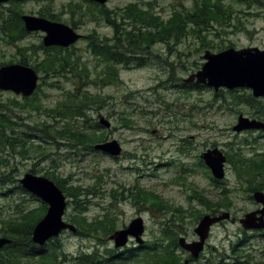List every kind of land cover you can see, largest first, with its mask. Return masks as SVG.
I'll return each mask as SVG.
<instances>
[{
	"label": "rangeland",
	"instance_id": "374dc122",
	"mask_svg": "<svg viewBox=\"0 0 264 264\" xmlns=\"http://www.w3.org/2000/svg\"><path fill=\"white\" fill-rule=\"evenodd\" d=\"M70 1L26 0L23 2V9L25 13L39 15L40 9L50 7L54 12L62 14V22L71 25V19L77 20V16L72 17L69 13ZM131 2L142 6L146 4L147 7L151 4L166 18L174 8L186 11L192 9L194 4V0H108L105 6L119 9ZM231 2L234 11L231 12L230 25L215 22L207 27L209 31L203 32L205 37L195 38L190 34L180 43H152L149 52L141 54L142 66H117L120 82L100 86L89 80L85 72L66 71L55 76L38 72L44 79H39V83L42 82L41 91L38 94L39 100L35 101L54 109L51 113L12 105L9 98L23 100V97L12 91L0 90V100L7 103L5 111L16 120L13 125L15 131L8 129L7 133L31 137L25 147L18 144L14 150L7 145L2 155L9 159V163L0 164L2 172L6 173L14 168L13 174L18 179L26 172L52 179L45 175L50 172L60 178H70L71 184L83 189L93 188L95 193L82 195L88 206V218L105 216L104 219H114L118 229L141 216L145 224L142 235L144 241L153 239L166 224L173 225L179 236L184 235L189 241L198 239L194 228L200 218L206 213L214 214L208 210L209 203L213 208L226 203L218 208L220 212L230 211L232 217H241L253 210L255 202L250 197L254 192L251 190L253 187L249 189L245 177L237 175L234 163L233 166L226 165L222 184L212 181L207 168L201 163V154L215 146L223 151L227 150L228 154L230 150L233 151L230 156L227 155L231 162L241 160V154L252 156L254 151L264 149V138L256 139L262 145L256 148L253 136H258L257 133L237 132L233 129L238 122V114L249 115L251 109L245 104H234L232 99L236 94H248V91L241 89L235 94L216 95L208 86L204 89L187 90V85L183 84L188 83L184 81L185 78L202 67L205 51H216V47H203L200 50L203 44H215V30L228 32L226 37L238 48L264 47V0L261 5L251 2L250 6ZM5 4L8 8L9 3ZM2 9L4 8L0 7V14ZM75 28L84 37L67 49L72 58H79L77 64L80 69L83 70L86 65L92 76H96V68H102L104 64L90 51L86 36L92 34L93 30L101 36H111L113 28L104 18L96 21L77 20ZM43 36V32L34 31L16 43L8 44L0 29V61L19 58L18 44L38 46L43 41ZM39 53L44 56L43 51ZM73 79L77 82L74 83ZM84 90L107 98L103 102L92 104L86 110L87 117L92 118L93 124L100 123L98 134L104 138L98 143L117 140L122 147L120 155L114 156L101 151L95 147L96 143L89 147L86 143L72 144L63 138L54 140L57 136L52 128L51 132L48 128L41 129L42 122L58 127L61 117H57V108L67 100L68 91L81 95ZM10 106L11 110L8 109ZM125 115L132 121H124L122 118ZM100 117L111 125H103ZM84 118L86 117H63L61 125L68 121L81 124ZM248 141L253 144L244 146ZM16 183L0 181V217L13 215L15 202L31 206H39L42 202L38 198L32 199L29 192L21 194ZM138 189L149 193L146 199L142 195L134 197ZM152 193L171 206L181 207L184 212L166 211L152 200ZM74 206L70 204L65 211L64 218L69 222L71 215L75 214ZM196 211L202 212L198 219L197 214H194ZM2 228L4 223L0 220V236ZM109 236L110 234L101 233V239L83 238L66 230L59 236V241L64 252L72 256L95 248L102 252L106 248H115L114 240ZM136 244V240L131 237L125 247H134ZM180 252L184 256V262L189 253L181 246ZM222 255L225 256L224 259ZM61 258L59 255V260ZM71 263L69 259L62 264ZM189 264H264V229L258 232L245 230L238 219L218 223L212 227L204 251Z\"/></svg>",
	"mask_w": 264,
	"mask_h": 264
},
{
	"label": "trees",
	"instance_id": "16d2710c",
	"mask_svg": "<svg viewBox=\"0 0 264 264\" xmlns=\"http://www.w3.org/2000/svg\"><path fill=\"white\" fill-rule=\"evenodd\" d=\"M42 1V0H41ZM51 1V0H43ZM238 2L250 6L251 2L262 4V0H194L192 9L182 11L174 8L170 16L167 18L157 12L151 4L149 7L131 2L125 7L119 9H110L105 4H100L91 0H83V2L71 0L68 4L71 9L69 13L72 17L77 16V20L92 19L100 20L104 18L105 21L113 28V34L110 36L105 34L99 35L96 30H93L86 38L89 41L90 51L95 55L97 59H101L104 64L102 68H96V76H92L89 68L85 65L84 69H80L77 64V60L72 58L69 49L61 46H45L43 41L38 46L33 45H17L20 52V57H13L6 61H0V66L10 62H20L26 65L34 67L37 72H44L46 75H53L68 72H85V76L100 86H106L109 84L117 83L121 81L120 73L117 68L118 65L124 67H138L143 65V57L141 54L149 52V47L152 43L163 42L169 44L170 41L182 42L183 39H187L190 34L196 37H202L204 31H209L208 26L217 22L220 25H230L232 17V2ZM23 2L26 0H11L9 6L0 4L3 7L0 14V29L3 31L4 37L8 44H14L23 37L27 36L30 31L25 28L22 14L25 13L23 9ZM55 10L50 7H43L38 11V14L52 20L62 21V14L54 12ZM77 20L71 19V25L76 27ZM68 22V21H67ZM207 42V39H205ZM211 43L203 44V47L214 49L215 45ZM39 51L44 52V56H41ZM67 72V73H68ZM82 79L81 76H79ZM44 79V76L40 77ZM74 83L77 80L73 79ZM187 90L204 89V84L191 82L183 83ZM42 82L39 83L38 88L32 96H25L23 100H18L16 97L9 98V102L12 105L22 108H35L36 110H43L48 113L53 112L54 109L44 107L39 101L38 94L41 91ZM40 90V91H39ZM2 91L0 92L1 96ZM1 99V98H0ZM106 97H100L92 94L89 90H84L81 95L77 92L68 91V98L66 101L60 104L57 108V117H65L72 119L73 117H86L83 119V123L77 124L74 121H68L61 125V118L58 120V127H52L51 124L46 125L42 122L41 129L48 128L53 129L54 134L57 136L54 138H63L70 143H86L89 147L99 141L103 140V136L99 135L101 126L99 122L93 124L91 117H87L86 110L92 105L103 102ZM246 101L249 104L251 99L243 98V96L235 95L232 99L234 104H241ZM4 100H0V164L9 163V159L2 155L5 152L7 145H10L12 149L16 150L18 144L25 147L30 141L31 137L27 135L12 136L8 134V129L14 130L13 119L5 110H7V103ZM7 102V100H6ZM11 106L8 109L11 110ZM124 121H132L128 116L122 118ZM76 121V119H75ZM45 127V128H44ZM24 133V132H21ZM27 134V133H24ZM58 141V140H57ZM201 163L207 168L208 173L212 181L215 183H221V180L215 179L208 167L205 165L204 160L201 159ZM236 164H234L235 166ZM241 166V165H240ZM249 171L256 174L257 172L264 170V159L259 162L256 161ZM237 171H241L239 167H235ZM14 168H11L9 172H2L0 169V181L2 183L19 182L13 174ZM45 175L50 176L59 187L67 194L68 206L70 204L75 205V214H72L70 221L77 226L75 234L83 238H98L101 233L111 234L117 229L116 221L104 217H96L89 219L86 215L88 206L82 195H88L89 193H95L93 188L83 189L81 186L71 184V180L66 178H60L53 173L47 172ZM264 180L254 177L250 184L253 187L251 190L264 189L260 188L253 182ZM264 183V182H263ZM16 188L20 189L21 194L27 193V191L21 186L20 183H16ZM226 190V189H225ZM30 193V192H29ZM31 194V193H30ZM149 193H146L142 189H138L134 195H142L143 199H146ZM152 200L163 207L166 211L172 210L175 212L183 213L181 207H175L169 205L167 202L160 199L157 194H150ZM32 199L37 197L31 194ZM70 197L71 200H70ZM25 199V198H24ZM15 202L14 214L7 218L0 217V220L4 223L2 228L3 236H7L12 239V242L5 245L0 250V264H54L56 262L64 263L67 260H71V264H183L184 256L180 252L179 244V232L175 230L173 225L166 224L159 234L155 235L150 241H145L143 244H136L134 247L124 248H106L103 252L99 248H95L90 251H81L76 255L70 256L64 252L60 243L59 237L52 238L45 245H38L32 240V231L35 224L44 216L47 211V204L41 202L39 206H31L26 203ZM226 203L213 208L210 203L208 210L212 213L220 212L218 207L225 206ZM196 219L202 214V212L196 211ZM236 250H234L235 252ZM59 255L62 258L59 260ZM225 256L222 255V259Z\"/></svg>",
	"mask_w": 264,
	"mask_h": 264
},
{
	"label": "water",
	"instance_id": "95a60500",
	"mask_svg": "<svg viewBox=\"0 0 264 264\" xmlns=\"http://www.w3.org/2000/svg\"><path fill=\"white\" fill-rule=\"evenodd\" d=\"M8 1L11 0H0V4ZM92 1L105 4L108 0ZM22 19L27 31H41L44 33L43 43L48 47H69L83 37L82 33L66 22L29 13L22 14ZM203 57L206 59L203 66L192 73L186 81L196 80L198 83L207 84L217 90L220 87L230 89L247 87L253 90L255 96H264V48L257 46L241 49L229 47L218 53L206 50ZM39 79V73L30 65L17 62L0 66L1 90L12 91L24 97L31 96L38 86ZM100 122L108 127L111 125L109 121L101 117ZM233 128L236 131L264 128V122L240 115L237 124ZM95 147L114 156H118L122 152L121 144L115 139L97 143ZM202 158L215 178L220 179L225 176L227 157L223 150L219 147L208 148L202 153ZM19 182L27 191L48 204L45 215L33 228V242L42 246L51 238L59 236L63 230H70L73 233L77 231L76 225L64 218L68 198L55 181L46 176L26 172L19 179ZM254 198L262 203L263 207L247 212L239 219L245 229L264 228V192L255 191ZM230 217L231 213L229 211H223L219 214L206 213L194 228L198 239L189 241L184 235H181L178 239L180 246L188 251L192 258L197 259L205 248L212 226L220 221L230 219ZM144 231V220L139 216L124 228L115 230L109 237L114 240L115 247L127 245L131 237L142 244L144 242L142 238ZM11 242V238L0 236V250ZM188 262L189 259H186L184 264H188Z\"/></svg>",
	"mask_w": 264,
	"mask_h": 264
},
{
	"label": "flooded vegetation",
	"instance_id": "af4514ba",
	"mask_svg": "<svg viewBox=\"0 0 264 264\" xmlns=\"http://www.w3.org/2000/svg\"><path fill=\"white\" fill-rule=\"evenodd\" d=\"M229 33L228 32H221L219 30H215L214 33H213V39L215 41V47H216V53L218 52H221L225 49H227L228 47L230 46H234L236 47L232 41H229L230 39L226 37V35H228ZM220 43L219 45L217 44ZM224 43H228L227 45H224ZM231 43V44H230ZM238 48V47H236ZM213 51V50H212ZM222 90H215V93L216 95H220V94H224V93H229V94H233V92L231 91H228L226 90L225 88H221ZM225 91V92H224ZM248 91V94H240L241 96H243V98H248V99H251V101H249L250 103L252 104H249L247 103L246 101H243V103L241 104H245V105H248L251 109V113L249 115H245L247 117H249L250 119H257L259 121H263L264 122V96H255L254 93L250 90H247ZM235 94V93H234ZM240 115H244L243 113H240L238 114V119L240 117ZM238 121V120H237ZM234 127V126H233ZM247 133H257L258 136H253V139H254V142L256 141V139H260V138H264V128H259V129H247V130H244V131H241V132H246ZM256 148L258 149L260 146H262L261 144H259V142L256 141ZM253 142L252 141H248L245 143L244 146H248V145H252ZM216 147V146H215ZM253 147V146H252ZM226 153V155H231L233 153V151L230 150V153L228 154V151H224ZM254 154L252 156H249V155H245V154H241V157L242 159L241 160H237V162H231L230 158L227 156V164L233 166V163L236 164L235 167H239L241 169V171H237V175L239 177H241V175H243L245 177V179L247 180L248 182V188L251 189V180H253L254 177H257L258 179H262L264 178V170L263 171H260V172H257L256 174H254L253 172L249 171V169L252 167V166H249V165H253L256 161H259L261 162L263 159H264V149L261 150V151H254L253 152ZM241 165V166H240ZM221 183H217V184H222L224 183L223 180L220 181ZM264 180H261V181H258V182H253L254 184L258 185L260 188H264ZM264 191V189H261ZM251 199H253V202H255V208L253 210H257L259 208L262 207V204L257 202L254 198H253V194L250 196ZM228 206L231 208V205L228 203ZM228 208V209H230ZM236 220L238 217H235ZM223 222V221H221ZM220 222V223H221ZM218 224V223H217ZM260 230H255V232H258ZM189 259V262L191 261L190 257L188 256L187 257ZM186 258V259H187Z\"/></svg>",
	"mask_w": 264,
	"mask_h": 264
}]
</instances>
